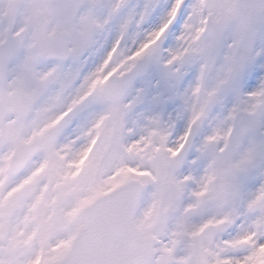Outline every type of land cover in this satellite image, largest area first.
<instances>
[{
    "label": "snow or ice",
    "instance_id": "1",
    "mask_svg": "<svg viewBox=\"0 0 264 264\" xmlns=\"http://www.w3.org/2000/svg\"><path fill=\"white\" fill-rule=\"evenodd\" d=\"M0 264H264V0H0Z\"/></svg>",
    "mask_w": 264,
    "mask_h": 264
}]
</instances>
